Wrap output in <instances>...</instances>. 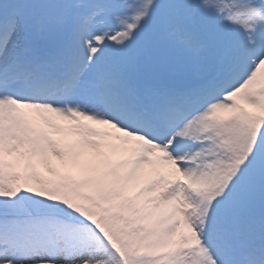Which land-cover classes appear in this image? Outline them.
Instances as JSON below:
<instances>
[{
    "label": "snow or ice",
    "instance_id": "snow-or-ice-1",
    "mask_svg": "<svg viewBox=\"0 0 264 264\" xmlns=\"http://www.w3.org/2000/svg\"><path fill=\"white\" fill-rule=\"evenodd\" d=\"M0 264H264V0H0Z\"/></svg>",
    "mask_w": 264,
    "mask_h": 264
}]
</instances>
